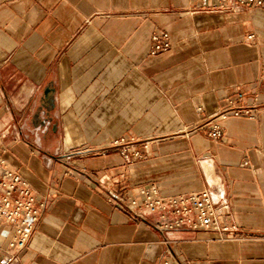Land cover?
<instances>
[{
  "label": "crops",
  "instance_id": "crops-1",
  "mask_svg": "<svg viewBox=\"0 0 264 264\" xmlns=\"http://www.w3.org/2000/svg\"><path fill=\"white\" fill-rule=\"evenodd\" d=\"M212 4L0 0V157L46 207L16 264H159L166 239L183 264H264V9ZM240 107L257 116H218ZM150 185L208 190L218 227L118 205ZM13 234L1 221L0 264Z\"/></svg>",
  "mask_w": 264,
  "mask_h": 264
},
{
  "label": "built area",
  "instance_id": "built-area-1",
  "mask_svg": "<svg viewBox=\"0 0 264 264\" xmlns=\"http://www.w3.org/2000/svg\"><path fill=\"white\" fill-rule=\"evenodd\" d=\"M197 2H213L205 11H236L240 8H263L264 0H193ZM250 39L253 36L249 37ZM151 55L166 53L171 49L169 33H162L153 37ZM257 113L251 111L249 107L231 108L221 112L218 116L226 119L229 116L236 118L250 117L255 119ZM195 127L194 129L201 128ZM224 135L219 123L214 122L209 131L212 139H220ZM113 147L119 148L120 153L127 164L134 163L143 158V154L134 147V143L123 140L115 142ZM140 194L144 197L142 202L137 199L121 201L118 205L128 212L143 218L145 211L152 213L170 212L178 217L176 226H182L187 222V217L194 214V221L188 220L191 226L196 229H216L217 218L224 209L223 206L213 201L212 194L208 190L200 193L186 194L183 196L165 197L160 193L156 185L143 186ZM46 211L45 202L40 201L29 184V182L16 171H12L5 161L0 157V222L6 223L14 232L10 242L9 250L3 264H16L20 259V254L26 249L35 232L40 220ZM165 251L159 264H183L176 256L171 243L164 240Z\"/></svg>",
  "mask_w": 264,
  "mask_h": 264
},
{
  "label": "water",
  "instance_id": "water-1",
  "mask_svg": "<svg viewBox=\"0 0 264 264\" xmlns=\"http://www.w3.org/2000/svg\"><path fill=\"white\" fill-rule=\"evenodd\" d=\"M50 91V88H46L45 89V91H44V93H45V98H47L48 99V95H49V92Z\"/></svg>",
  "mask_w": 264,
  "mask_h": 264
}]
</instances>
